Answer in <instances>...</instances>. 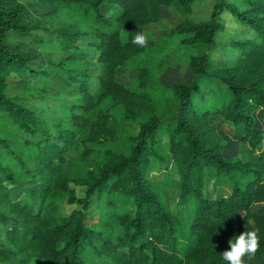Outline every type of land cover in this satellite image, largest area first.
I'll return each mask as SVG.
<instances>
[{"label":"trees","instance_id":"16d2710c","mask_svg":"<svg viewBox=\"0 0 264 264\" xmlns=\"http://www.w3.org/2000/svg\"><path fill=\"white\" fill-rule=\"evenodd\" d=\"M39 1L52 7L46 14L58 17L59 26L47 25L22 0H0V113L11 116L24 139L20 154L0 138V153L9 149L44 183L39 201H13L3 181L15 177L0 154V264H88L85 253L110 257V264H227L228 242L253 229L260 247L245 264H264V214L256 210L264 203V157L227 156L226 139L212 123L222 117L243 126L241 142L253 150L264 143V1L247 0L242 9L216 0L209 17L199 20L190 16L196 0ZM164 7L183 20L156 36L147 28L161 20ZM225 11L246 28L212 68L209 50L224 30ZM11 32L68 53L59 66L76 99L61 104V114L53 109L50 122L41 121L39 106L26 107L5 92L6 79L35 73L37 60L6 43ZM138 33L147 37L143 47L132 43ZM176 36L187 76L166 84L163 52ZM81 43L88 56L79 66ZM91 59L101 63V76ZM123 68L137 72L131 84L117 78ZM69 69L81 71L67 75ZM124 121H137L138 130L125 136ZM163 136L179 173L170 183L187 209L178 215L169 212L166 185L150 177ZM125 138L128 151L119 150ZM71 184L85 186V195L77 196ZM60 202L80 208L65 216ZM118 229L123 235L114 243ZM89 246L94 249L86 252Z\"/></svg>","mask_w":264,"mask_h":264},{"label":"rangeland","instance_id":"374dc122","mask_svg":"<svg viewBox=\"0 0 264 264\" xmlns=\"http://www.w3.org/2000/svg\"><path fill=\"white\" fill-rule=\"evenodd\" d=\"M22 1L30 8L33 15L39 18L41 17L47 25L57 27L59 26L58 24H61V20L58 17L46 14V12L52 10L51 6L44 5L39 0ZM227 1L234 4L236 3L242 9L248 7L246 3L247 0ZM215 2L216 0H196L193 5V12L190 16L195 20L208 18ZM105 10H107V8H105ZM172 11V8L164 7L161 20L150 24L147 30L156 36L166 35L170 28L183 20L182 16ZM222 20H224V30L217 34V46L209 50L211 59L210 66L212 68L222 62L223 54L226 51L225 47L233 40H238L246 28L228 11L222 14ZM50 34L56 37V35L51 32V29ZM180 39L179 36H176L163 52V55L169 60L168 67L161 75V79L166 84H173L185 80L187 76L186 67L180 62L184 48ZM6 43L16 46L23 51L33 53L37 56V60L31 63L35 73L27 72L25 75L21 73L11 74L6 79L5 92L9 95H13L14 98L20 99V101H22L21 103L26 107L33 106V104H35L37 108L39 106L41 108L39 114L42 117L41 121L45 120L50 122L51 117L55 115L52 113L53 109L59 110L61 114V104L72 103L76 99L70 89L73 87V84L67 79L64 70L59 66V63L68 53L65 50H58L51 47L45 48L42 42L38 41L33 36L18 32H11L6 39ZM157 52V47L151 49V53L157 54ZM87 56L86 45L85 43H81L80 53L75 55V57H77L76 60L79 61L76 65H84V62H87V60L81 59H85ZM100 64L101 63L98 62L97 59H91L89 62L90 67L96 70L95 76L97 77L102 75ZM80 71L81 70L78 69H69L67 70V75H74ZM136 77L137 72L133 69L123 68L117 73V78L126 84H131ZM212 123L226 139L223 150L227 153V156L230 157L237 154L244 161H257L260 159L261 155L264 157V143L257 150H253L241 142V137L245 134L243 126L232 127L225 122L222 117L213 118ZM121 126L124 135L128 136L134 134L138 130L139 124L137 121H124ZM0 138L9 139V143L16 152L20 154L24 153L23 136H21V132L12 124L11 116L6 113H0ZM126 138L118 144L119 150L128 151L129 143ZM157 150L159 151L161 159L158 160L159 162L152 163L150 177L153 181L162 182V184L166 185L162 191L167 199L169 212L173 215H178L179 212L183 213L187 211V209L183 210L182 205L179 203V189L170 183L172 179L177 180L179 178V173L169 151L168 139L166 136L160 138ZM0 154L4 156L5 165H7L9 171L13 172L15 177V181L9 179H4L3 181V186L10 194L12 200L28 201L35 198L36 201H39L44 186L41 178L30 177L27 172V167H25L21 163L22 161L14 156L9 149L6 150L3 148ZM71 186L75 189L77 196L82 197L85 195V186L76 184H71ZM208 190L214 195V187L211 184ZM227 190L228 191H223L225 195L228 194L230 189L227 188ZM30 192L32 193V197L29 196ZM58 206L65 216H68L73 210L80 208L78 205L68 202H60ZM256 210L264 214V203L256 205ZM119 211H123V209L119 208ZM90 221L92 225L94 224L93 222H98V216L95 215ZM120 235H123V233L118 229L117 236L112 239L114 243H116ZM90 248L94 249L93 246H89L85 251H91ZM110 259V257L107 258L105 255H89L85 253V260H87L88 264H110ZM30 264L35 263L31 262Z\"/></svg>","mask_w":264,"mask_h":264},{"label":"clouds","instance_id":"9594fccd","mask_svg":"<svg viewBox=\"0 0 264 264\" xmlns=\"http://www.w3.org/2000/svg\"><path fill=\"white\" fill-rule=\"evenodd\" d=\"M133 44L141 47L147 44V37L143 33H138L132 40ZM230 247L222 253L223 260L227 264H245V257L255 256L260 247L258 230H246L238 235L234 242H228Z\"/></svg>","mask_w":264,"mask_h":264}]
</instances>
